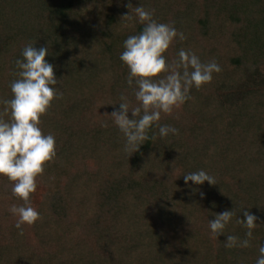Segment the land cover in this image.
Segmentation results:
<instances>
[{
    "label": "trees",
    "instance_id": "obj_1",
    "mask_svg": "<svg viewBox=\"0 0 264 264\" xmlns=\"http://www.w3.org/2000/svg\"><path fill=\"white\" fill-rule=\"evenodd\" d=\"M141 4L186 36L165 54L169 62L184 49L222 71L162 113L159 123L178 135L161 138L154 125L133 153L110 114L121 95L139 105L120 53L143 30ZM129 5L132 19L123 18ZM1 27L0 101L13 96L28 44L48 48L62 98L41 118L57 156L40 176V243L28 241L26 225L16 228L9 208L23 201L8 203L12 187L0 179V264H256L264 244V0H0ZM201 169L217 184L185 182L183 174ZM245 209L259 224L251 246L228 248L227 235L247 238L238 223ZM231 210L226 234L214 237L209 220Z\"/></svg>",
    "mask_w": 264,
    "mask_h": 264
},
{
    "label": "clouds",
    "instance_id": "obj_2",
    "mask_svg": "<svg viewBox=\"0 0 264 264\" xmlns=\"http://www.w3.org/2000/svg\"><path fill=\"white\" fill-rule=\"evenodd\" d=\"M135 14L144 27L138 35L124 40L120 60L129 69L127 84L133 88L139 105L130 108L128 97L121 95L119 109L110 114L125 137V150L133 153L149 139L148 132L154 125L159 128L161 138L178 135L176 127L159 123L162 113L171 114L190 99L193 87L199 90L212 82L213 73L222 71L215 61L204 63L195 52L184 49L179 51L178 60L169 62L165 54L177 39L185 40V34L155 20L152 12L142 4L135 7ZM123 18H133L132 8L131 14ZM48 55V48L26 45L22 50L23 59L16 61L18 79L10 85L13 96L0 101L4 105L0 112V176L12 182L13 195L23 201L9 208L18 218L16 228L21 232L23 225L31 226L42 219L41 213L32 206L31 198L38 189V178L57 156L55 136L44 134L41 128L42 116L49 113L54 100L62 98L54 66L46 60ZM129 112L134 118H129ZM5 115L9 119H5ZM183 178L186 183L191 181L197 185L217 184L215 177L203 169L183 174ZM243 213L246 218H239L238 223L247 229V238L241 240L227 235L225 246L228 248L251 246L253 232L259 224L255 215L246 209ZM233 215V210L224 211L209 220L214 237L226 234V226ZM258 253L256 264H264V244L258 246Z\"/></svg>",
    "mask_w": 264,
    "mask_h": 264
},
{
    "label": "rangeland",
    "instance_id": "obj_3",
    "mask_svg": "<svg viewBox=\"0 0 264 264\" xmlns=\"http://www.w3.org/2000/svg\"><path fill=\"white\" fill-rule=\"evenodd\" d=\"M5 30L3 27L0 28V42L6 39V34H5ZM224 95L229 96V92L228 89L224 92ZM1 180H5L7 181L11 187H12V182L8 180L7 177L5 176H0ZM38 189L35 193L32 194V198L31 200L35 203V205L33 207H35L39 212L41 211V209L39 208V202H40V197L42 192L44 191V184L41 182V177L38 178ZM12 189V188H11ZM17 197H15L11 191V194L9 196H7V201L8 203H14L15 199ZM28 230V241L32 244H39L40 243V239H41V233L38 230H35L34 225H27L25 224Z\"/></svg>",
    "mask_w": 264,
    "mask_h": 264
}]
</instances>
